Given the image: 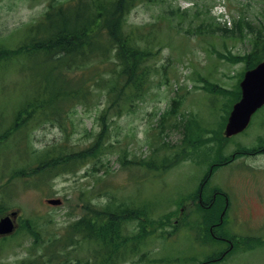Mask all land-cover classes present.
Returning a JSON list of instances; mask_svg holds the SVG:
<instances>
[{"label":"rangeland","instance_id":"1","mask_svg":"<svg viewBox=\"0 0 264 264\" xmlns=\"http://www.w3.org/2000/svg\"><path fill=\"white\" fill-rule=\"evenodd\" d=\"M46 1L0 0V48L9 49L22 41L21 29L39 17ZM176 6L187 9L185 14L174 18L170 26L159 20L154 27L164 44L144 61L150 69L147 92L132 110L107 119L106 143L111 146L74 171L60 173L38 187L28 185L22 174L12 175L13 171L26 165L30 152L32 160L34 153L61 140L74 150L87 147L99 131L103 100L98 97L89 105L69 107L61 124L32 120L24 138L17 131L4 135L6 128H17L16 112L27 95L34 94L31 83L42 80L36 77L45 67L35 63V58L17 54L0 62V202L4 205L0 217L12 210L18 214L14 232L0 240L1 262L17 264L25 257L32 237L18 230L27 218L37 216L59 231L79 217L85 200L104 205L114 197L115 203L137 205L149 198L154 218L163 217L148 225L155 232L147 237L142 251L121 264H264V155L255 153L264 146V106L254 112L242 132L231 137L223 133L236 101L231 104V90H236L246 66L244 60L231 55L249 51L253 32L264 30V0H144L131 10L128 23L144 25L155 20L163 8ZM239 22L244 38L223 35L222 27L232 28ZM209 29L214 33L207 32ZM172 99L177 100V115L165 116L163 122L160 116ZM226 107L229 111L221 124ZM188 121L197 123L199 135L181 145ZM174 148L181 155L176 165L163 173L148 170L146 165L156 158H171ZM213 162L224 163L212 168L202 194L206 200L212 189L227 195L226 223L218 229L237 239L223 258L212 261L223 245L207 237L204 215L195 207V193ZM55 198L61 203L47 202ZM132 199L134 203H129ZM179 206L184 208L181 214L176 212ZM245 235L256 238L246 242L240 237ZM82 246L87 249L86 244ZM84 248H73L67 264H76L74 256L83 257Z\"/></svg>","mask_w":264,"mask_h":264},{"label":"trees","instance_id":"2","mask_svg":"<svg viewBox=\"0 0 264 264\" xmlns=\"http://www.w3.org/2000/svg\"><path fill=\"white\" fill-rule=\"evenodd\" d=\"M141 1L144 0H47L39 17L27 22L21 29L22 41L9 49L0 48V62L10 61V55L17 54L28 59L35 58V63L45 67L36 77L42 80L35 84L33 80L31 83L34 94H28L16 112L14 125L17 128H6L4 135L13 131H24L30 121L38 118L61 124L60 118L67 115L69 107L89 105L98 97L103 100V108L98 115L99 131L87 147L74 150L61 140L38 154L34 153L32 160L33 155L30 152L31 158L26 163L28 168L25 169L24 165L19 169L20 172L14 170L12 175L22 174L26 176L28 185L38 187L60 173L74 171L86 159L98 156L111 146L106 143L109 140L107 119L132 110V106L147 92L150 69L144 61L164 44L154 27L156 28L159 20L170 26L174 18H180L187 10L179 6L175 9L163 8L155 20L144 25L128 23V15ZM221 29L224 36H246L240 22L232 28L225 26ZM207 32L214 33L210 29ZM250 42L249 51L231 55L232 58L244 60L245 69L254 67L264 59V30L253 32ZM231 91L232 104L240 96L238 83L236 90ZM176 103L177 100L172 99L168 109L161 114L163 122L165 116L177 115ZM228 111L226 107L221 124ZM184 127L187 137L181 145L188 144L199 132L195 122L188 121ZM64 133L67 137L65 129ZM175 150L174 148L175 154L171 158H166L165 161L156 158L154 163L150 162L146 167L148 170L166 172L167 168L176 165L180 160V151ZM184 153L181 149L182 156ZM31 161L36 164L30 163ZM143 163L144 160L139 162L141 166ZM103 191L108 192L106 189ZM110 199L104 205L85 200L79 217L59 231L53 230L49 222L40 221L37 216L27 218L20 225L18 233L29 234L32 239L25 257L17 261V264H67L73 257V248H84V244L87 245V249L84 248L86 254L83 257L74 256L76 264H121L133 254L142 251L147 237L155 232L154 228L148 229V225L153 224L158 217L157 221L163 220V217L160 219L161 215H158L154 218V205L149 198L138 205L133 199L129 203L134 204H124L123 201L115 203L114 197ZM203 200L206 201V198L203 197ZM206 202L210 203V200ZM195 204L196 209H199L198 213L204 210L203 223L207 237L212 241L213 237L207 225L218 221L223 200L217 195L206 208ZM1 206H4L2 202L0 208ZM205 210L210 211V214H206ZM225 214L222 222L214 226L215 234L227 236L218 229L226 223ZM188 225L191 226V222ZM163 235L165 233L161 234ZM241 238L247 242L254 240L256 236L247 235ZM0 264L7 263L0 261Z\"/></svg>","mask_w":264,"mask_h":264},{"label":"water","instance_id":"3","mask_svg":"<svg viewBox=\"0 0 264 264\" xmlns=\"http://www.w3.org/2000/svg\"><path fill=\"white\" fill-rule=\"evenodd\" d=\"M240 98L232 105L224 126V136L229 137L244 130L252 113L264 103V60L247 69L239 82ZM50 204H59L60 199H47ZM16 211L0 218V235L14 229Z\"/></svg>","mask_w":264,"mask_h":264},{"label":"flooded vegetation","instance_id":"4","mask_svg":"<svg viewBox=\"0 0 264 264\" xmlns=\"http://www.w3.org/2000/svg\"><path fill=\"white\" fill-rule=\"evenodd\" d=\"M255 153L256 154H260V155H264V147L259 148ZM216 164H219V162H213V163H211V165L209 167V171L202 178V181L200 182V185L198 186L199 187V190H198V193H197V202H198L199 205H201L204 208L209 205L202 198V193L204 191V185H205L206 181L209 179V177H210V175L212 173L211 172L212 168ZM206 193H207V190H206ZM217 194L223 195V197L225 199V203H227V197L224 195V192L219 191V190H215V189H212V195H211L212 201H214L216 199V195ZM182 208L183 207H181V209ZM215 236H218V235H215ZM218 237L221 238L226 243V245L222 249V253H221V254H224V253H226L230 249V247H232V243H231V241L228 238H226L224 236H218Z\"/></svg>","mask_w":264,"mask_h":264}]
</instances>
